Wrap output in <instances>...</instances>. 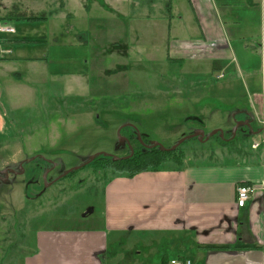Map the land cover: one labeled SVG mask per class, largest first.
Returning <instances> with one entry per match:
<instances>
[{
  "label": "rangeland",
  "instance_id": "rangeland-1",
  "mask_svg": "<svg viewBox=\"0 0 264 264\" xmlns=\"http://www.w3.org/2000/svg\"><path fill=\"white\" fill-rule=\"evenodd\" d=\"M84 1L0 0V18L8 11L28 9L48 16L36 23L0 22L16 30V34H0V56L23 59L0 63V241L4 258L0 264L7 260L22 264L32 254L40 231L90 230L102 225L112 173L88 165L62 177L88 164L94 155L124 158L132 149L144 151L145 145L159 143L169 149L198 132L207 136L221 130L226 142L219 133L208 141L192 138L181 144L184 165L257 162L256 156L264 161V147L252 148L264 133L261 55L250 59L249 67L234 62L219 81L210 75L208 65L180 67L176 59L166 63L162 56L167 40L155 32V25L165 15L185 26L194 21L188 0H129L128 18L135 20L134 16L147 13L145 24L152 34L146 38L125 35L109 57L107 47L112 45L106 42L105 49L96 45L101 37L95 27L105 24V12L97 6L83 10ZM66 6L68 21L64 20ZM80 31H91L94 37L82 39L79 46L75 35ZM257 32L264 36L263 15ZM179 33L191 36L186 30ZM137 40L144 41L139 49L134 46L137 56L127 54L129 43ZM26 41L30 42L25 48L18 46ZM191 41L171 40V45L176 42L175 48H185L193 55L187 47ZM201 46L191 44V50H202ZM33 59L38 60L32 63ZM118 63L122 64L115 67ZM246 115L252 117L251 126H240L234 136ZM114 251L122 253L124 260L135 256L120 246Z\"/></svg>",
  "mask_w": 264,
  "mask_h": 264
},
{
  "label": "crops",
  "instance_id": "crops-1",
  "mask_svg": "<svg viewBox=\"0 0 264 264\" xmlns=\"http://www.w3.org/2000/svg\"><path fill=\"white\" fill-rule=\"evenodd\" d=\"M128 2L87 0L82 3L83 10L97 6L105 12V24L95 27L101 37L96 45L104 49L106 42L112 45L107 47L109 57H113L112 51L118 48L116 43L125 35L148 37L152 34L145 24L147 13L134 16L135 20L128 18ZM188 4L194 21L187 26L175 23L168 15L161 16L155 25V32L167 40V50L162 56L166 63L173 64L169 60L176 59L181 61V65L176 64L180 67L208 65L210 75L219 81L225 78L234 62L248 66L253 57L261 55L264 59V36L257 32L264 16V0H188ZM64 16L68 21L67 6ZM181 30L190 32L191 36L180 34ZM90 32L80 31L75 35L79 46L82 39L94 37ZM171 40H192L187 47L194 54L189 55L185 48H175L176 42L171 45ZM245 40L252 46L248 47ZM140 41L129 43L127 54L139 53L134 46L139 49L144 44ZM29 42L18 46L25 48ZM191 44L204 45L201 46L204 48L191 50ZM20 57L25 58L24 54ZM19 60L23 59L0 56L1 65ZM239 70L243 71L241 66ZM74 75L81 76V73ZM220 75L223 77L219 78ZM255 159L257 162L248 159V162L226 165L186 163L180 169L110 180L101 226L90 230L40 231L32 254L23 258L22 264H169L174 259L190 260L193 264H264V161L259 162L257 156ZM243 184L254 186L256 191L246 207L240 208L236 197L238 187ZM1 246L0 241V263L4 260ZM116 246L124 247L135 256L124 260L122 253L114 251ZM6 264H10L9 260Z\"/></svg>",
  "mask_w": 264,
  "mask_h": 264
},
{
  "label": "trees",
  "instance_id": "trees-1",
  "mask_svg": "<svg viewBox=\"0 0 264 264\" xmlns=\"http://www.w3.org/2000/svg\"><path fill=\"white\" fill-rule=\"evenodd\" d=\"M13 19L36 23L46 21L48 16L44 13L36 14L32 11H8L7 15H4L2 18H0V22ZM252 133H254V131H252ZM129 155H131V152L127 156ZM170 164L174 165L175 168H172ZM88 165L110 171L112 173L111 180L118 177L133 178L144 172H157L170 168L180 169L184 166V153L180 146L176 150H166L160 147L149 148L144 151L134 149L133 155L128 158L115 159L113 156L101 154L96 159L88 163L85 167ZM76 171L77 170L72 171V173L65 176L64 179L72 176ZM223 248L224 247H213V249L218 250H223Z\"/></svg>",
  "mask_w": 264,
  "mask_h": 264
},
{
  "label": "built area",
  "instance_id": "built-area-1",
  "mask_svg": "<svg viewBox=\"0 0 264 264\" xmlns=\"http://www.w3.org/2000/svg\"><path fill=\"white\" fill-rule=\"evenodd\" d=\"M16 30L14 28L2 27L0 26V34H14ZM223 76V75H222ZM264 147V133L262 135V141L253 144V150H258L259 148ZM256 188L254 186H250L247 184L240 185L237 189V197H236V204L240 208L246 207L249 200L255 193ZM169 264H193L190 260H183V259H174L170 261Z\"/></svg>",
  "mask_w": 264,
  "mask_h": 264
},
{
  "label": "water",
  "instance_id": "water-1",
  "mask_svg": "<svg viewBox=\"0 0 264 264\" xmlns=\"http://www.w3.org/2000/svg\"><path fill=\"white\" fill-rule=\"evenodd\" d=\"M247 126H249L250 127V124L248 123V124H246ZM236 131H237V128L235 129V133H236ZM218 133H220L221 134V137H222V139L224 138V134H223V132L222 131H220V130H216V131H214V132H212L211 134H209V135H205L203 132H198V133H196V134H194V135H191V136H189V137H186V138H184V139H182L177 145H175L174 147H172L171 149H166V148H164L162 145H160L159 143H153L151 146H149L148 148H154V147H160V148H163V149H166V150H176L179 146H181V144H183L186 140H188V139H192V138H200L202 141H208L209 139H211L212 137H214V136H216ZM133 153V152H132ZM133 154H131V155H129V156H127V157H124V158H128V157H130V156H132ZM95 157L96 156H93L92 158H91V160L90 161H92V160H94L95 159ZM115 159H120L119 157H114ZM34 159H36L35 157L33 158V160ZM23 164V163H22ZM83 166H81V167H77V168H74V169H72V170H70V171H68L65 175H68L70 172H72V171H75V170H78V169H80V168H82ZM22 172H24L23 171V165H22ZM6 174L8 173V171H6L5 172ZM64 175V176H65Z\"/></svg>",
  "mask_w": 264,
  "mask_h": 264
},
{
  "label": "flooded vegetation",
  "instance_id": "flooded-vegetation-1",
  "mask_svg": "<svg viewBox=\"0 0 264 264\" xmlns=\"http://www.w3.org/2000/svg\"><path fill=\"white\" fill-rule=\"evenodd\" d=\"M250 121H252V117H250L249 115H246V117L244 118L243 123L240 124V125H237V126H236L237 131H239L240 126L242 127V126H247L246 124H248V123L250 124ZM250 126H251V125H250ZM236 128H235V129H236ZM215 131H216V130H215ZM220 131H221V130H220ZM237 131H236V132H237ZM218 134H219V133H218ZM219 135H221V134H219ZM235 135H236V133L234 132V136H235ZM132 137H134V136H132ZM139 137H140V136H139ZM196 139H197V138H196ZM124 140H127V139H124ZM140 140H141V138H140ZM188 140H189V139H188ZM222 140L225 141V142L227 141L225 138H223ZM229 140H230V139H229ZM186 141H187V140H186ZM128 142L130 143V139H128ZM151 145H152V144H150V145H145L144 150L149 149L148 147L151 146ZM170 149H171V148H170ZM132 152H134V149H132ZM101 154L108 155V154H105V153H100V154L94 155V156H96L95 159H96L98 156H100ZM128 154H129V153H128ZM131 154H133V153H131ZM109 156H111V155H109ZM126 157H127V156H126ZM90 162H91V161H90ZM90 162H89V163H90ZM48 163H49V162H48ZM51 164H52V163H51ZM86 165H87V164H86ZM86 165H83V168H84ZM80 169H82V168H80ZM78 170H79V169H78ZM71 173H72V172H70L69 174H71ZM65 174H66V173H65ZM65 174H64V175H65ZM65 176H67V175H65ZM65 176H62L63 179H64ZM6 177H7V174H6ZM6 177H5V178H6ZM62 177H60L59 179H61ZM45 179H46V177H45Z\"/></svg>",
  "mask_w": 264,
  "mask_h": 264
}]
</instances>
